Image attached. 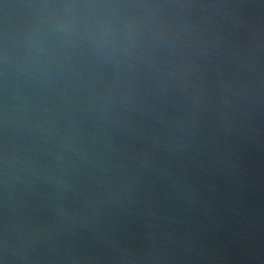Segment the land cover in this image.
<instances>
[{
    "label": "water",
    "instance_id": "95a60500",
    "mask_svg": "<svg viewBox=\"0 0 264 264\" xmlns=\"http://www.w3.org/2000/svg\"><path fill=\"white\" fill-rule=\"evenodd\" d=\"M0 264H264V0H0Z\"/></svg>",
    "mask_w": 264,
    "mask_h": 264
}]
</instances>
